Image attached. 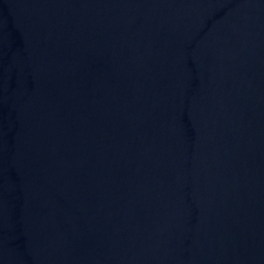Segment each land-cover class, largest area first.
<instances>
[{
	"label": "water",
	"instance_id": "water-1",
	"mask_svg": "<svg viewBox=\"0 0 264 264\" xmlns=\"http://www.w3.org/2000/svg\"><path fill=\"white\" fill-rule=\"evenodd\" d=\"M0 264H264V0H0Z\"/></svg>",
	"mask_w": 264,
	"mask_h": 264
}]
</instances>
